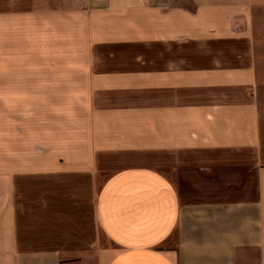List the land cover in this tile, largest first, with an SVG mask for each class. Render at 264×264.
Masks as SVG:
<instances>
[{"label": "crops", "instance_id": "crops-1", "mask_svg": "<svg viewBox=\"0 0 264 264\" xmlns=\"http://www.w3.org/2000/svg\"><path fill=\"white\" fill-rule=\"evenodd\" d=\"M0 264H264V0H0Z\"/></svg>", "mask_w": 264, "mask_h": 264}, {"label": "rangeland", "instance_id": "rangeland-1", "mask_svg": "<svg viewBox=\"0 0 264 264\" xmlns=\"http://www.w3.org/2000/svg\"><path fill=\"white\" fill-rule=\"evenodd\" d=\"M112 164V162H110ZM118 164V163H116ZM112 170L108 169V170H101L100 171V182L102 183L108 176V174L111 172Z\"/></svg>", "mask_w": 264, "mask_h": 264}]
</instances>
